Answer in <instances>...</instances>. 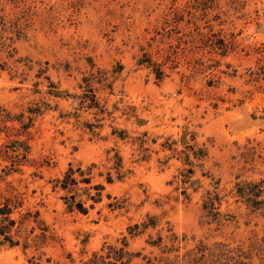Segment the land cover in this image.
<instances>
[{
  "label": "rangeland",
  "instance_id": "rangeland-1",
  "mask_svg": "<svg viewBox=\"0 0 264 264\" xmlns=\"http://www.w3.org/2000/svg\"><path fill=\"white\" fill-rule=\"evenodd\" d=\"M188 6L208 43L190 51L182 43L180 60L166 61L158 80L139 64L141 48L166 14ZM218 39L229 42L225 56L214 50ZM94 96L100 108L88 107ZM33 103L46 108L29 134L18 121L0 124V204L11 183L24 193L13 217L39 211L51 237L39 251L0 243V264H30L33 255L72 264L69 254L80 263L124 236L151 257L183 256L204 242L231 250V259L219 258L226 264L250 261L247 253L254 264L264 260V208L238 195L245 182L264 188V0H0V113ZM200 149L207 155L196 161ZM70 167L104 186L86 214L69 211L54 189ZM91 184L77 189L87 206ZM210 193L219 195L218 216L203 209ZM149 217L157 226L131 237L128 227Z\"/></svg>",
  "mask_w": 264,
  "mask_h": 264
},
{
  "label": "trees",
  "instance_id": "trees-1",
  "mask_svg": "<svg viewBox=\"0 0 264 264\" xmlns=\"http://www.w3.org/2000/svg\"><path fill=\"white\" fill-rule=\"evenodd\" d=\"M214 8H219L216 1ZM199 10L196 8V11ZM203 14L208 12V7L202 9ZM186 14L191 15L190 19H187L188 29L181 33L179 25L185 21ZM202 14V15H203ZM196 15L191 7L188 6L187 9H175L172 12L168 13L164 17L163 25L160 29L155 30V34L148 40V46H142L141 51L142 56L139 58V64L145 65L150 68L153 73H155L158 80H163L166 77V71L164 65L166 61H179V51L180 45L183 43L185 45L184 51H190L192 46H195L198 41L203 44L208 43L209 35L202 30L203 26L198 24L196 21H191L195 19ZM217 18H221L220 11L218 12ZM222 24V23H219ZM206 28V26H204ZM209 30L213 31L215 25H209ZM194 32L200 36L197 39V35L194 36ZM214 50L216 53L225 56L229 49V42L225 39H218L213 42ZM149 48H155V54L157 59L153 58V53L149 52ZM161 58V60H159ZM161 61V62H158ZM88 78H86L87 80ZM89 88L92 86L87 85ZM85 90V89H84ZM55 97H60V93L57 91L49 92ZM87 97L86 91L80 98L82 99L81 104L84 106L85 98ZM96 101V97L94 96ZM49 104L47 103V106ZM88 107H97L100 108V104L96 101V105H88ZM1 110L4 109L0 106ZM46 107L39 105L38 103H33L26 107L21 113L17 115H4L0 113V124L3 123L6 125L8 121H18L21 124L22 131L21 134H29L30 128L33 127L35 120L38 116L42 115ZM11 116V117H10ZM25 151L28 152L29 146L24 142V140L16 141ZM21 143L23 145H21ZM207 155L206 151L200 149L198 152L194 151V158L196 161L203 159ZM187 162L189 164H194L191 154L187 153L186 155ZM193 166V165H192ZM79 172L81 178H78L76 174ZM85 171L81 168L74 169L70 167L62 178H58L55 181L54 189H61L65 192L63 196L65 203L67 204V209L69 211H79L81 213H88L90 208L94 207V204L102 201L103 198V189L102 184H91V177H84ZM108 182H113V177L110 174L108 177ZM85 182L91 184L85 186V194L88 196V199L93 200L89 206H87V201L79 198L80 195L77 192L79 189V183ZM94 189L95 193H91V190ZM9 194L4 195L3 201L0 204V243L3 245H9L10 247L22 246L24 250L35 247L36 250H41L47 243L51 235H49V227L46 225L45 221L40 219V212L36 211H27L21 215L20 219L13 217V214L19 208L24 205L23 192L10 183L9 185ZM264 194V188L261 182H245L243 185L238 184V195L241 196L245 201H247L251 206H253L254 211H259L264 208V201L262 196ZM110 196V195H109ZM219 195L208 194L204 200L203 209L207 212V216H218L220 215L219 207L217 202L219 201ZM34 221L36 225H31V222ZM157 223L153 217H149V221H144L139 224L136 223L128 227V232L131 234V237L142 234L144 231L150 227H156ZM37 228H40V232L37 233ZM174 240H177V235L172 234ZM162 241V237H159ZM160 241V242H161ZM121 245L115 243H105L99 250L93 251L91 255L86 259H81L78 263L71 254L69 258L72 264H226L222 262V259H231L227 256V253H230L231 250L223 248L219 252H215L208 244L200 242L195 249H192L186 252L183 256L177 255L172 259L165 257H151L148 255H143L141 251H135L131 248L130 240L127 236H124L120 239ZM153 245H160L159 243H153ZM223 247L225 245L223 244ZM229 251V252H228ZM168 252V251H166ZM170 253V252H168ZM227 254V255H226ZM244 254V253H243ZM226 256V257H223ZM216 258V261H214ZM222 258V259H219ZM245 258H248L250 261L244 262L241 261L240 264H254L253 257L251 253H247ZM141 259L142 261H137ZM50 261V259L48 260ZM30 264H42L41 258H37L36 255H33L29 258ZM260 264H264V260Z\"/></svg>",
  "mask_w": 264,
  "mask_h": 264
}]
</instances>
